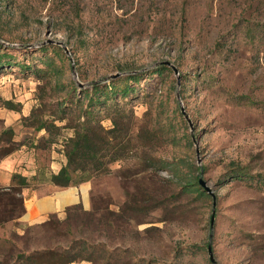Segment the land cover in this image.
Masks as SVG:
<instances>
[{
	"label": "rangeland",
	"instance_id": "obj_1",
	"mask_svg": "<svg viewBox=\"0 0 264 264\" xmlns=\"http://www.w3.org/2000/svg\"><path fill=\"white\" fill-rule=\"evenodd\" d=\"M0 53V139L124 144L5 264H264V0H0Z\"/></svg>",
	"mask_w": 264,
	"mask_h": 264
},
{
	"label": "crops",
	"instance_id": "obj_2",
	"mask_svg": "<svg viewBox=\"0 0 264 264\" xmlns=\"http://www.w3.org/2000/svg\"><path fill=\"white\" fill-rule=\"evenodd\" d=\"M42 140L12 139L19 144L18 148L0 157V188L18 186V180H13L14 174L20 175L25 182L20 187L23 211L20 216L2 222L0 238H7L12 230L22 231L26 226L43 223L49 215H63L69 207L90 206L91 180L69 186H58L50 181L51 175L59 171L65 160L53 149L48 150L47 158L44 159L45 150L41 146ZM71 264H87V262Z\"/></svg>",
	"mask_w": 264,
	"mask_h": 264
},
{
	"label": "trees",
	"instance_id": "obj_3",
	"mask_svg": "<svg viewBox=\"0 0 264 264\" xmlns=\"http://www.w3.org/2000/svg\"><path fill=\"white\" fill-rule=\"evenodd\" d=\"M4 57H7V53H0V68H3L8 64V61H3ZM133 77L136 76L132 75V78ZM126 90L127 88L122 89L123 92H125ZM39 127H45V124H41ZM5 133H2V135H5ZM60 140L62 139H43L41 141V146L43 142L44 144H46V146H50L52 144L59 143ZM68 140L69 139H67V141ZM1 142H5V144L3 145L1 144ZM100 143L101 144L98 147L93 142V139H90L87 134H83V136L79 139H73L72 147L70 149H64V153L60 151L65 162L56 174L51 175L50 181L58 186H69L77 184L78 182L84 180H90L89 176L80 178L78 174L79 172L85 173L86 169L84 165L89 162H93V160L96 159L97 153L100 152L103 148L102 146L107 144L113 149V155L110 161L118 159L120 157V150L124 148V144L111 146V143L104 141V139H100ZM18 146L19 144L13 142L12 139H0V157L10 154L14 150H16ZM117 148L119 150H116ZM236 176L244 178L248 177V175H245V172L242 170H238ZM13 180H18L19 185L11 186L8 189L0 188V225L3 221L20 216L23 211L20 187L25 182L21 179L20 175L17 174L13 175ZM55 254L56 252L54 249L34 250L32 253H29L27 255L18 252L13 257L12 264H71L75 261L74 257L64 260H56L54 258ZM7 256L10 259L12 258L11 254H8ZM5 263L6 261L4 262L0 260V264Z\"/></svg>",
	"mask_w": 264,
	"mask_h": 264
},
{
	"label": "water",
	"instance_id": "obj_4",
	"mask_svg": "<svg viewBox=\"0 0 264 264\" xmlns=\"http://www.w3.org/2000/svg\"><path fill=\"white\" fill-rule=\"evenodd\" d=\"M165 64L166 65H170V63L169 62H165ZM176 72V71H175ZM201 181V180H200ZM202 185H204V183L203 182H200ZM208 249H209V251H210V247H208ZM212 259V258H211Z\"/></svg>",
	"mask_w": 264,
	"mask_h": 264
}]
</instances>
